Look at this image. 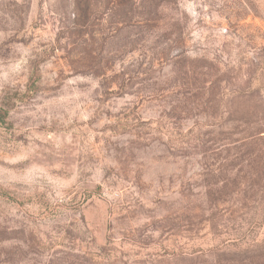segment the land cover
<instances>
[{"label": "rangeland", "instance_id": "rangeland-1", "mask_svg": "<svg viewBox=\"0 0 264 264\" xmlns=\"http://www.w3.org/2000/svg\"><path fill=\"white\" fill-rule=\"evenodd\" d=\"M0 264H264V0H0Z\"/></svg>", "mask_w": 264, "mask_h": 264}]
</instances>
